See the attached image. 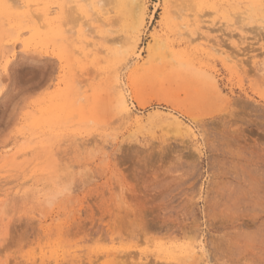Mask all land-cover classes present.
<instances>
[{
    "label": "rangeland",
    "instance_id": "1",
    "mask_svg": "<svg viewBox=\"0 0 264 264\" xmlns=\"http://www.w3.org/2000/svg\"><path fill=\"white\" fill-rule=\"evenodd\" d=\"M98 1L0 0V264H264V0Z\"/></svg>",
    "mask_w": 264,
    "mask_h": 264
},
{
    "label": "bare ground",
    "instance_id": "2",
    "mask_svg": "<svg viewBox=\"0 0 264 264\" xmlns=\"http://www.w3.org/2000/svg\"><path fill=\"white\" fill-rule=\"evenodd\" d=\"M141 1H142V0H141ZM252 1L255 2L256 4H259V5L261 4V0H252ZM12 2H13V1H12ZM98 2H99L100 4L102 3V1H100V0H99ZM103 2H104V1H103ZM112 2H114V1H112ZM139 2H140V0H139ZM262 2H263V1H262ZM15 3H16V2H15ZM128 3H129V2H127L126 4H128ZM102 5H103V4H102ZM100 6H101V5H100ZM102 7H103V6H102ZM259 7H260V6H259ZM89 10H90V9H89ZM102 10H103V8H102ZM104 10H105V9H104ZM50 14H51V12H50ZM105 14H106V13H105ZM101 16H102V15H101L100 12H99V13H98V17L101 18ZM44 17L48 18V17H49V13H45ZM102 17H103V16H102ZM96 18H97V17H96ZM37 19H38V18H37ZM98 20H100V19L98 18ZM98 20H97V21H98ZM84 22H85V21H84ZM99 22H100V24H102V23H101L102 21H98V23H99ZM86 24H87V23H86ZM88 24H89V23H88ZM84 25H85V24H84ZM102 25H103V24H102ZM105 26H106V25H105ZM105 26H104V27H105ZM84 28H85V29L88 28L90 31H88V29H87V31H88V32H92L91 29L88 27V25H87L86 27H84ZM129 28H131V26H129ZM85 29H84V30H85ZM85 31H86V30H85ZM132 31H133V30H132ZM84 34H85V32H84ZM155 42H156V41H155ZM259 50H260V49H259ZM248 51H249V50H248ZM231 56H232V55H231ZM233 56H234V55H233ZM235 58H236V57H235ZM117 59H118V58H117ZM230 60H232V59H230ZM235 60H236V59H235ZM117 61H118V60H117ZM236 61H237V60H236ZM238 61H239V60H238ZM121 87H122V86H121ZM122 90H123V89H122ZM121 102H122V108L128 109V105H127V103H126V98H125V96H124L123 93L121 94ZM120 106H121V104H120ZM128 111H129V110H128ZM89 113H90V112H89ZM86 114H87V113H86ZM84 115H85V114H84ZM90 115H91V114H90ZM88 116H89V115H88ZM88 116H87V117H88ZM85 118H86V116H85ZM170 121L172 122V123L170 122L171 124H175V127H177L176 131L179 133L178 130H179V128L181 127L182 124H181L178 120H176V119H174V120H170ZM170 123H169V124H170ZM174 131H175V130H174ZM178 133H177V134H178ZM179 134H180V133H179ZM199 244H200V243H199ZM195 246H196V245H195ZM204 246H205V245H203V244L201 243L200 245H197L196 247L198 248L199 251H201L202 253H204V252H205V249H206ZM194 248H195V247H194ZM165 250H166V249H165ZM199 251H198V252H199ZM192 252H193V254L196 253L195 251H192ZM190 253H191V252H190ZM170 255H171V254H170ZM195 255H196V254H195ZM164 259H165V258H164ZM157 262H158V261H157Z\"/></svg>",
    "mask_w": 264,
    "mask_h": 264
}]
</instances>
